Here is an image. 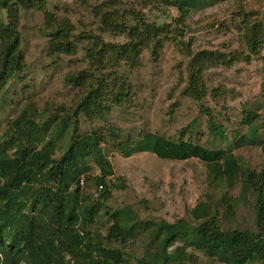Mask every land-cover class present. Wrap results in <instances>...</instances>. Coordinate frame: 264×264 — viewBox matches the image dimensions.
<instances>
[{
	"label": "trees",
	"instance_id": "trees-1",
	"mask_svg": "<svg viewBox=\"0 0 264 264\" xmlns=\"http://www.w3.org/2000/svg\"><path fill=\"white\" fill-rule=\"evenodd\" d=\"M210 1L214 0L166 2L179 13L174 28L170 23L150 22L134 11L121 12L114 0L104 1L92 7L97 33L76 35L69 20L46 11L45 0H0L7 17L6 23H0V96L25 69L19 31L22 8L44 13L50 58L76 57L82 45L85 64L83 70L64 80L75 91L71 110L54 111L43 123L23 113L5 132L0 145V264H125L124 252L113 245L123 246L141 234L147 236L148 245L136 264H184L189 258L187 248L212 263L264 261V174L241 167L227 151L209 150L181 138L171 142L146 135L137 142H120L116 129L108 131L115 149L125 158L137 152L165 161L202 162L212 188L223 191L222 217L234 218L240 201L251 200L255 230L224 228L210 197L190 211L192 223L140 222L135 211L125 207L110 214L112 223L105 236L97 229L102 224L99 215L104 203L117 186L109 180L112 168L102 153L106 142L102 132L95 129L79 135V119L103 121L113 109L127 107L133 92L121 70L138 68L143 53L156 56L166 42H173L188 60L183 95L203 101L208 91L203 74L240 61L236 54L194 52L191 40L185 41L180 27L186 15ZM104 35L119 41L111 42ZM244 36L249 53L255 55L264 44L260 26H245ZM201 111L208 117L209 132L227 141L223 127L214 123L211 112L203 107ZM249 117L253 119L256 114L245 115L248 126ZM256 146L264 150L256 134L239 135L233 143L235 149ZM87 158L95 161L99 172L93 180L94 197L85 192L92 180L86 176ZM237 184L238 198L231 199L227 192Z\"/></svg>",
	"mask_w": 264,
	"mask_h": 264
},
{
	"label": "rangeland",
	"instance_id": "rangeland-1",
	"mask_svg": "<svg viewBox=\"0 0 264 264\" xmlns=\"http://www.w3.org/2000/svg\"><path fill=\"white\" fill-rule=\"evenodd\" d=\"M15 1V0H14ZM108 0H45V9L60 19H67L75 28V34L97 33L92 7ZM121 12L134 11L158 25L174 24L178 10L166 2L172 0H114ZM192 0H181L191 4ZM19 31L25 69L12 79L0 96V145L5 140L9 125L23 113L39 123L54 111L71 110L75 91L65 85L66 76L85 68L83 47L76 57L47 55L44 13L34 9H20ZM4 9L0 8V23H6ZM260 26L264 35V0H214L186 15L182 31L185 41L191 40L192 50L219 51L236 54L240 61L231 67H218L203 74L207 95L201 102L183 95L187 82L188 60L177 50L173 42L164 43L156 56L143 53L140 66L128 72L121 70L129 82L133 97L127 107L113 109L103 121L79 119V135L91 130L102 132L105 143L102 153L112 168L109 180L117 188L111 191L99 215L97 229L106 235L112 223L110 214L125 207L137 214L138 221L190 222V211L210 197L218 207L224 228L255 230L251 200H239L234 218L226 220L220 206L223 191L213 189L207 177L206 166L197 159L186 161L160 160L152 154L133 153L123 157L115 149L110 128L118 131L120 142H137L146 135L162 137L171 142L180 138L209 150L231 153L241 167L257 174H264V150L262 147L235 149L233 143L239 135L255 134L264 146V44L250 54L245 44V26ZM259 28V27H258ZM106 40L118 39L104 35ZM248 58V59H246ZM215 95V96H214ZM208 109L215 124L223 127L227 141L212 135L207 126L208 117L201 108ZM255 113L249 126L245 115ZM90 179L85 192L95 196L94 178L98 168L92 158H87ZM239 184L227 192L237 199ZM147 236L141 234L125 245L114 248L125 254V264H136L144 256ZM173 248L169 249V253ZM188 261L184 264H219L205 259L198 252L187 248ZM248 264H264L255 260Z\"/></svg>",
	"mask_w": 264,
	"mask_h": 264
}]
</instances>
